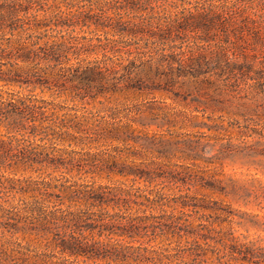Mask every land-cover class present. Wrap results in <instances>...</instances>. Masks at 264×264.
Here are the masks:
<instances>
[{"label":"trees","instance_id":"obj_1","mask_svg":"<svg viewBox=\"0 0 264 264\" xmlns=\"http://www.w3.org/2000/svg\"><path fill=\"white\" fill-rule=\"evenodd\" d=\"M263 52L264 0H0L2 264H264L213 183L134 158L141 115L88 108L221 94Z\"/></svg>","mask_w":264,"mask_h":264},{"label":"rangeland","instance_id":"obj_2","mask_svg":"<svg viewBox=\"0 0 264 264\" xmlns=\"http://www.w3.org/2000/svg\"><path fill=\"white\" fill-rule=\"evenodd\" d=\"M259 60L261 75L249 79L252 72L244 73L236 86L221 94L203 92L196 100V95L184 98L147 90L92 102L88 108L104 113L113 106L126 108L130 117L141 115L145 124L135 125L147 141L137 143L134 158L147 165L155 159L179 164L177 169L213 183L199 193L234 212L233 223L223 226L232 225L243 239L264 242V52ZM165 150L168 156L158 157Z\"/></svg>","mask_w":264,"mask_h":264}]
</instances>
